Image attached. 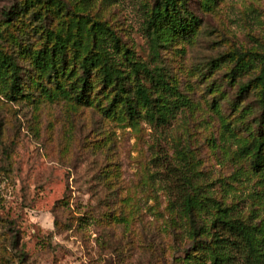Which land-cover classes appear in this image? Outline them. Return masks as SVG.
<instances>
[{"label": "rangeland", "instance_id": "1", "mask_svg": "<svg viewBox=\"0 0 264 264\" xmlns=\"http://www.w3.org/2000/svg\"><path fill=\"white\" fill-rule=\"evenodd\" d=\"M155 1L0 0V264H209L197 240L225 205L264 239V0H178L197 22L162 29L158 56ZM51 49L55 69L34 58Z\"/></svg>", "mask_w": 264, "mask_h": 264}, {"label": "trees", "instance_id": "2", "mask_svg": "<svg viewBox=\"0 0 264 264\" xmlns=\"http://www.w3.org/2000/svg\"><path fill=\"white\" fill-rule=\"evenodd\" d=\"M195 22H197V17L193 13L186 12V15L182 14L181 3H179L178 0H156L151 8V13L147 21V29L149 31L150 43L154 55L158 56V47L164 40L162 29L166 27L167 31L170 33L187 34L192 29ZM100 46L102 47L101 44ZM247 53V51L241 53L239 55V60ZM34 58L36 62H41V64L49 66L51 69H55L56 64H60V57H56L52 49L50 52H48V50H42L41 53L35 54ZM103 58L106 59L107 57L104 56ZM258 60H260L261 65L256 77L264 83V53L260 54ZM2 64L1 62L0 65L2 66ZM7 65L11 66L10 91H14V89H19L17 80L18 63L14 57H10L7 60ZM82 66L85 70L89 69L87 63H83ZM142 68H144L143 70L150 80L154 81L156 84L163 85L167 82L165 74L159 70L157 66H155V69H149L147 66L143 65ZM108 74H110V72ZM84 79L87 81L86 76H84ZM239 88L241 91L247 90L248 85L243 84ZM135 90L138 98L148 106L146 116L151 120L155 118L163 119V112L161 111L159 113L158 109H156L155 105L151 102L147 87L143 83L137 82ZM80 94L81 92L79 95ZM261 101L264 104V99ZM126 108L131 116L138 112L131 102L126 104ZM258 143H261V141ZM179 198L182 200L184 209L189 212V215H192L190 219L194 226L193 234L205 232L201 226L196 224V219L198 218L196 217L195 210L199 211L203 208L202 206H197L198 198L186 191H181ZM201 204H204L203 201ZM216 212L217 214L210 223V230H212L211 239L205 241V239L200 238L197 240L196 244V249L207 252V255L211 258L209 264H229L239 252L244 254L245 258L249 260L251 264H258V261L260 264H263L264 257H261L263 253L259 257L255 254L257 249L256 245L259 244L260 241L264 242V239L258 240L257 236V234H263L262 228H260L257 223H251L245 221L241 217L232 216L229 211V206L227 205L218 206Z\"/></svg>", "mask_w": 264, "mask_h": 264}]
</instances>
